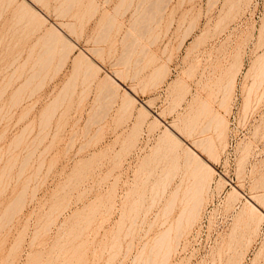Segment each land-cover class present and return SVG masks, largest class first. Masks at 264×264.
Wrapping results in <instances>:
<instances>
[{
  "label": "rangeland",
  "instance_id": "rangeland-1",
  "mask_svg": "<svg viewBox=\"0 0 264 264\" xmlns=\"http://www.w3.org/2000/svg\"><path fill=\"white\" fill-rule=\"evenodd\" d=\"M17 1L8 4L7 0H0V92L4 91L3 95L0 93V107L3 108L0 113V176L2 177H0V220H2L1 216L3 219L7 217L5 223L3 220L2 224L0 223V264H69L73 258L74 262L70 264H138L134 263L137 261L134 258L143 247V243L159 230L156 224L148 231V221L154 219L153 215L155 216L158 209V206L149 209L153 194L152 185L155 179L156 181L158 177L161 179L165 169L171 165L169 163L171 161L173 163L170 157L177 152L171 153L169 143L162 142L166 135V131L163 130L166 129L167 123L176 121L180 124L175 119L183 118L189 105L202 93V96L204 95L203 97L216 107L213 106L214 109L218 108L217 111L227 117L226 124H228L223 138L225 145L223 148L219 146L220 156L215 158L216 161L207 151L202 154L203 157L210 159L217 172L214 174L211 189L207 192L208 195L206 194L208 197L206 196L202 204L199 217L190 230L183 234L180 244H176V250L171 254L168 264H264V220L261 221L258 231H254L257 215L249 213V203L246 200V197H250V200L257 202L256 205H260L262 208L257 206L264 211V95L260 93L264 91V83H262L264 81L261 80L262 73L257 70L259 62L256 58L264 55V0H169L162 20L142 18L140 20L143 24L138 19H134V6L136 7L134 4L137 0H132L135 3H131V7L128 5L129 9H126L127 4H123L124 6L120 4L121 9L118 8L119 1L122 0H80L75 7L73 1L74 8L72 7L70 12L68 9L71 5L68 3L72 0H68L69 2L61 8L62 4L57 7L60 0H43L46 3L50 2L48 5H51L48 7L42 5L43 1L41 3L37 0L35 2L19 0L18 3ZM25 1L29 3L26 4ZM32 1L45 13L50 12L47 14L50 16L49 22H43L42 28L38 25L41 18L35 16L39 20L35 23L33 20L36 19H33L34 15L30 13ZM128 1L126 0L127 3ZM18 4L19 6L26 4L30 10L24 11L23 6L18 7ZM52 5L63 14L68 10L67 13L71 15L58 13L60 14L58 17L56 14L58 10L55 9V13ZM94 6L97 8L93 9ZM19 8L23 11L24 17L26 12L33 15L28 20L34 22L35 28L38 25L37 30L28 20H24L23 16L19 18L21 14L17 11ZM26 15L28 17V14ZM62 21H69V25L71 21L75 23L78 31L75 30L74 33L79 32L80 34H77L79 37L73 33L71 35L72 27L66 23L71 31L67 30L66 24ZM58 23L64 26L66 32L70 31L68 33L78 41L80 47L90 51L92 55L97 52L93 58L95 56L94 60L97 59L95 61L102 64V69L97 71V75L89 73L91 75L89 77L88 72L85 73L86 66L77 65L72 59L81 53L79 48L70 52L66 63L61 60L66 64H63L64 67L59 65L61 64V61L58 62L61 58L59 53H53L54 57L57 55L58 57L52 59L54 62L51 61L52 65L49 64L51 67H48L50 68L48 71L44 70L45 79L43 72L40 75L43 82L39 83L42 81L40 78L33 80V85L28 86L25 93H21V101H17L18 97L15 99L13 91L15 93L25 82L24 79L30 75L28 73L31 67L33 70V67L37 66V64L33 66L32 62L38 59L35 58L39 56V53H36L38 49L41 47L44 49L40 46L43 44L39 40L48 32L50 34L53 24L59 25ZM78 23L80 25H77ZM108 26L112 27L109 28L111 32H107ZM192 27L194 29L188 35L187 29ZM134 28L138 32L139 29L141 32L145 30V34L140 32L132 36L127 30ZM132 37L133 40L130 41ZM134 37L135 39L139 37V40L134 42L135 46L142 40L137 49L133 44L130 45ZM45 38L44 40H47V37ZM141 43L146 44L147 48H144V45L143 48L148 53L142 52ZM32 45L36 47L32 49ZM98 46L102 51L99 50L100 53L94 50ZM128 46L134 48V51L130 50L131 53L136 51L132 55L137 62L133 63L132 61L135 60L132 57L130 62L134 65L124 63V66L132 68L128 69L130 71L127 70L129 72L127 75L123 72L124 83H121L122 87L119 86L120 95L117 93L115 99L112 97L114 101L107 94L112 92L105 91L102 81L107 76L106 72L113 73L117 68L125 70L121 60L125 61L123 50H126L125 48L129 50ZM90 49H93L94 53ZM28 54L35 55V60L30 59ZM110 55L111 57L113 55V58ZM117 56L123 58L118 57L121 59L119 62L121 65L115 64L119 61H116ZM136 56L142 61L137 60L139 58ZM25 58L28 63L25 62ZM29 62L32 66H29ZM138 62L142 63L140 65L143 63L146 65L145 68L144 65L140 66L144 69L139 68L141 71L138 70L139 75L136 77L133 75L136 71L132 69L137 70ZM21 63L23 67L19 65ZM163 64L167 70L160 73L164 76L161 77L160 73L155 72L158 76L152 73L156 67H161ZM58 65L62 67L60 70ZM25 66H29L30 69ZM263 66L261 65L259 69L261 70ZM37 67L39 68V65ZM164 68L160 69L164 70ZM12 71L14 73L17 71V74H13ZM234 72L236 78L229 95L230 106L227 111L220 105L223 94L220 88L223 84L219 83H225L226 78L228 80L232 75L234 77ZM19 73L23 75L19 77ZM257 73H261L259 77L261 87L255 80H259ZM76 74L78 78L73 79ZM253 74L254 76L257 74L256 77ZM11 75L12 81L9 79ZM68 80H73L77 86L74 85L75 89L69 90V93L66 89L67 95H65L63 92ZM10 81L11 84H8ZM73 81L70 83L73 84ZM252 82L254 85L257 83L258 88L257 84L255 88ZM211 83L213 84L210 85ZM250 85L253 89L248 88ZM128 86L135 87L136 90L131 88L133 92L131 90L130 92L137 99L134 100L135 104L132 102V105H129L132 107L124 106V108L122 105L125 99L121 96L123 93V96H126ZM208 86L212 87L208 88ZM247 88L251 90L246 91ZM247 92H251L248 93L251 96L250 100L256 98L257 101L260 94L263 98L259 102L251 100L249 110L244 106ZM57 96H65V100L62 97L63 104L58 105L60 108L56 109L54 115H45L47 106L59 99L56 98ZM129 96L130 94L128 98L131 99L132 96ZM180 100L182 102H179ZM15 102L21 104L13 106ZM141 102L147 110L144 106L140 109L143 105ZM254 103H257L256 106ZM139 112L140 115L145 116H139ZM47 115L53 116L50 121ZM157 118L161 120L159 124ZM155 119L156 126H153ZM46 122L48 126L44 127ZM174 131L176 134L177 131L180 132L177 128ZM158 146L162 148L159 149ZM240 151L244 153L240 154ZM245 151L249 152L248 155ZM166 153L170 154V157ZM182 161L181 163L184 162ZM13 163L15 165L12 167ZM159 171L161 177L158 175ZM221 179L224 184L218 182ZM233 185L240 189L243 196L238 194L239 197L236 196L235 199L228 195ZM138 198L142 199V202ZM13 202L17 207L15 205L11 209ZM161 205L163 203L160 204L159 211L162 209ZM137 206L139 207L136 209ZM7 209H11L9 213L15 210L16 215L14 213L11 220H8ZM138 212L141 213L139 220L131 227L130 224L133 223ZM145 212L149 214L146 221L141 223L140 220L142 221ZM176 212H179V207L173 212V216L177 215ZM7 220L11 223L8 224ZM3 224L6 226L3 227ZM58 253L59 256H56Z\"/></svg>",
  "mask_w": 264,
  "mask_h": 264
},
{
  "label": "bare ground",
  "instance_id": "bare-ground-1",
  "mask_svg": "<svg viewBox=\"0 0 264 264\" xmlns=\"http://www.w3.org/2000/svg\"><path fill=\"white\" fill-rule=\"evenodd\" d=\"M9 3L8 4H12L13 2H16V0L15 1H13V0H7ZM19 1V0H18ZM18 1H17V3H18ZM37 1H40V3H41V1H43V0H37ZM45 1V0H44ZM43 1V2H44ZM64 1V3H62ZM63 1H61L60 0V3H59V1H58V5H57V7H59V5L60 4H62V5H60V8L61 7H63V5L65 4L66 5V2H69L68 0L66 1V0H63ZM74 1V2H73ZM184 1V0H183ZM182 1V2H183ZM217 1V0H216ZM240 1V0H239ZM26 2V4H28L29 3V1H28V3H27V1H25ZM34 2H35V0H34ZM33 1H32V6H31V10H30V8L28 9V5H26L25 4V6H24V4L22 5L23 6V10L24 11H28V10H30L31 12V14L33 13V15H34V17H32L31 15H30V13H28V12H26L25 13V16L27 17V15L26 14H28V17H27V19H26V17H24L23 16V11H21V8H19V10L17 9V11L19 12V14L21 15V17H20V15H19V18H22V16H23V19L24 20H28V18L30 19V16L34 19H36V17L35 16H39L40 18H41V22H39V20L38 19H36V20H33V21H35V23H36V21L37 22H39L40 24H38L39 25V28H42L41 27V24L44 22L45 23V21L47 22L49 19H48V17H50V16H48L47 14L48 13H50V12H48V13H45L41 8H39L38 7V5H36L35 3H34ZM42 2V3H43ZM75 4V5H73V3ZM77 2H80V0L79 1H76L75 2V0H72L70 3H68V5H71L70 6V8H71V10H70V8H69V6L67 5V7L69 8L68 10H69V12L70 11H72V7L74 6H76L78 3ZM91 2V1H90ZM126 0H122V2H120L119 1V7L118 8H120L121 9V7H120V4L121 5H125V4H127L126 5V7L128 6V7H131V3H135L134 5H136V7L134 6V19H138L139 20V22H141L142 20H140V19H142L143 18V20H152V19H157L158 21H160V20H162L163 18L162 17H164L163 15H164V13H165V11H166V8L168 7V5H167V3H169V0H137V1H132L131 0V2H130V0L128 1V3L126 2ZM176 2V1H175ZM182 2H180L181 3V5H182ZM214 2V1H213ZM22 3H23V1H22ZM46 2H44L42 5L44 6V5H46L47 7L48 6H50V5H48L49 3H46ZM77 3V4H76ZM93 2H91V4H92ZM210 3H211V1H210ZM90 4V5H91ZM94 4H95V2H94ZM73 5V6H72ZM93 5V4H92ZM123 5V6H124ZM133 5V4H132ZM18 7H22V6H19V4L17 5ZM46 6H45V8H46ZM53 6V5H52ZM97 6V5H96ZM122 6V7H123ZM54 7V12H55V9H56V11L58 10L57 8H55V6H53ZM52 7V8H53ZM66 7V8H67ZM73 7V8H74ZM92 7V6H91ZM126 8V9H129V8ZM24 8H26V9H24ZM32 8H33V11H32ZM50 8V7H49ZM66 8H64L65 10H67ZM94 8H97V7H93V9ZM125 8V7H124ZM47 10H49V9H47ZM51 10V9H50ZM49 10V11H50ZM53 10V9H52ZM61 11H62V9H60ZM67 10V11H68ZM67 11H66V16H68V14H69V12L67 13ZM172 11V10H171ZM56 13V12H55ZM58 13H60V14H63V12L61 13V12H59V10H58V12L56 13L57 14V16L58 15H60V14H58ZM111 13V12H110ZM132 13V12H131ZM65 14H63V15H65ZM76 14V13H75ZM73 15V16H76V15ZM113 14V13H112ZM112 14H111V16H112ZM169 14V13H168ZM171 14V13H170ZM63 15H61L62 17H64ZM69 15H71V14H69ZM113 15H115V14H113ZM109 16V15H108ZM110 16V17H111ZM59 17V16H58ZM110 17H108V18H110ZM117 17V16H116ZM111 18H113V17H111ZM131 18V17H130ZM133 18V17H132ZM160 19V20H159ZM197 20V19H196ZM20 21V20H19ZM21 21H23L22 19H21ZM32 21V20H31ZM31 21H29L28 20V22L30 23V24H33L34 25V28H35V24H34V22L32 21V23H31ZM135 21V20H134ZM27 22V23H28ZM49 22V21H48ZM63 22V21H62ZM61 22V23H62ZM69 22V21H68ZM68 22H63L64 24H66V23H68ZM143 22V21H142ZM141 22V23H142ZM150 22V21H149ZM62 23V24H63ZM71 23V25H69V23H68V25L70 26V27H72L71 28V30H72V32H70L71 30L69 29L70 27L69 26H67V24L65 25V28L67 27V30L69 29L70 31H68V32H70L71 33V35H73V34H75L76 33V31L75 30H77L76 28H75V23H73L72 21L70 22ZM111 23H114V22H111ZM137 23V22H136ZM144 23H145V21H144ZM192 23V22H191ZM195 23V22H194ZM59 24V23H58ZM61 24V25H62ZM63 24V25H64ZM82 24V23H81ZM143 24V23H142ZM38 25H36V30H37V26ZM44 25V24H43ZM50 25H52V24H50ZM60 26V24L59 25H55V24H53V28L51 27V30H50V34H49V32H48V29H47V32H48V34L47 35H49V36H47V35H45V37H47V40H44V38L42 37L41 38V40H39V41H41V44H43V45H40V46H43L44 47V49H42V47H41V49L39 48L38 50L40 51L41 50V52H39L38 50H35V51H38V52H36V53H39V56L37 57H35L37 60H36V62H32V65H33V63H34V65L33 66H36V64H37V66L39 65V68L36 66V67H33V70H34V68H37V69H35L34 70V72H32L31 73V71H33L32 70V67H31V69L29 68V66H32L31 65V63L29 62V64H27V65H29V66H25V67H28L31 71L28 73V74H30L27 78H25L24 80H25V82H23V84H21V86H20V88L19 87H17V91H15V93H14V91H13V95L15 96V99H16V97H18V99H16L17 101L19 100V101H21V98H20V96H22V92H26V88H29L30 87V85H33V83L32 82H34L33 80H36L37 78H40L42 81H39V83H41V82H43V79H45V73H44V70L46 71V69H47V71L50 69V68H48V67H51V65H52V63H51V61L52 62H54L52 59H55V57H58V55L57 56H55L54 57V55L56 54V52L57 53H59V55H60V57L61 58H64V59H61L60 57V59L58 60V62L59 61H61V60H63V61H65V63H66V61H68L69 59V56H70V52L72 53V51L74 50V49H76V48H79L80 50H81V53L79 54H77V55H75L74 56V58H72V59H74V61H75V64L77 63V65H84V66H86V67H84V69L86 68V72L85 73H87L88 72V75H89V77H91V75L90 74H93V75H95V73H96V75L98 74L97 73V71H99L100 69H102V64L100 65V64H98L95 60H97V59H95L94 60V58H95V56H94V58H93V55L94 54H97V52H96V50L100 53V51H101V46L99 47H96L97 49H94L95 50V52L96 53H94L91 49V51H92V53H94L93 55L91 54V52L89 51H86L84 48H82V46L80 47L79 46V44H78V41H76L75 39H73L72 37H71V35H70V33H68V32H66V29L64 30L63 29V27L64 26ZM77 25H80L79 23L77 24ZM113 24H111V26H112ZM131 25V24H130ZM109 27L108 26V28H106V29H108V30H110V29H112V27ZM134 26V25H133ZM132 26V27H133ZM194 26V25H193ZM69 27V28H68ZM153 27V26H152ZM190 27V26H189ZM110 28V29H109ZM114 28V27H113ZM141 28V27H140ZM147 29V27H144V29ZM150 28V27H149ZM105 29V30H106ZM137 29H138V27H137ZM136 29V30H137ZM145 29V30H146ZM187 29V28H186ZM194 29V27H192V28H189V29H187V34L189 35L191 32H192V30ZM34 30V29H33ZM104 30V33L106 32ZM107 30V32H111V30L110 31H108ZM130 30H132V31H130ZM135 30V28L134 29H129V30H127L129 33H131L132 34V36H136V34L138 35L141 31H140V29H139V32L138 31H134ZM145 30L143 31V32H141V33H143V34H145ZM148 30V29H147ZM65 31V32H64ZM78 31V30H77ZM75 32V33H74ZM127 32V33H128ZM136 32V33H135ZM138 32V33H137ZM148 32V31H147ZM205 32V31H204ZM73 33V34H72ZM79 33V32H78ZM77 33V34H78ZM134 33V34H133ZM46 34V33H45ZM77 34H75V36L77 35ZM80 34V33H79ZM103 34V33H102ZM130 34V35H131ZM142 34V35H143ZM187 34H186V36H187ZM108 35V34H107ZM107 35H106V38H108L107 37ZM129 35V34H128ZM129 35V36H130ZM141 35V34H140ZM202 35V34H201ZM78 36V35H77ZM145 36V35H144ZM79 37V36H78ZM105 37V35L104 36H102V38H101V40L103 39ZM128 37V36H127ZM262 37V36H261ZM139 38V37H138ZM138 38H136L135 39V37H134V41H132L131 43H130V45H134L135 46V44H134V42H137V40H139ZM199 38V37H198ZM263 38V37H262ZM44 40V42L46 43H44L43 42V40ZM46 39V38H45ZM130 39V38H129ZM140 39H142V38H140ZM197 39V38H196ZM195 39V40H196ZM100 40V39H99ZM105 40V39H104ZM121 40H122V38H121ZM128 40V39H127ZM131 40H133V37H132V39H130V41ZM125 41V40H124ZM142 41V40H141ZM141 41H139V44H140V42ZM128 42H129V40H128ZM127 42V43H128ZM146 43V42H145ZM197 43V42H196ZM195 43V44H196ZM36 44V43H35ZM138 44V45H139ZM263 44V43H262ZM45 45V46H44ZM127 45H129V43L127 44ZM129 45V46H130ZM137 45V44H136ZM137 45V46H138ZM143 45H144V43H141V48H143ZM146 45V44H145ZM144 45V48L146 47ZM197 45H198V43H197ZM33 46V45H32ZM31 46V48L32 49H34L36 46L34 45L33 47ZM39 46V45H38ZM126 46V45H125ZM128 46V47H129ZM137 46H135L134 48H136L137 49ZM124 47V46H123ZM132 47V46H131ZM131 47H129L130 49L128 50L127 48H125L126 50H123L125 53H126V51L128 52V53H121L123 56H125V61H123V60H121V59H123L121 56L119 57V56H117V59H116V61H118V62H115V64L116 63H118L117 65H119L120 63V60H121V64H122V62H123V66H124V63H126V64H133L134 62H137L135 59H134V54L136 53V51L135 52H132L133 53V55H132V53H131V51L130 50H133L134 51V48H132L131 49ZM100 48V49H99ZM139 48H140V46H139ZM143 48V50H142V52L144 51V52H146L145 51V49ZM147 48V47H146ZM102 49H103V47H102ZM135 49V50H136ZM31 50V49H30ZM100 50V51H99ZM140 50V49H139ZM147 50V49H146ZM122 51V50H121ZM122 51V52H123ZM129 51H130V53H129ZM148 51V50H147ZM30 52V51H29ZM102 52V51H101ZM140 52V51H139ZM141 52V53H142ZM31 54L33 53V50L30 52ZM53 53H55L54 55H53ZM62 53V54H61ZM146 53H148V52H146ZM31 54H28L29 56L27 57L28 59L30 58V59H32L33 58V61L35 60L34 59V56H31ZM35 54V53H34ZM119 54V53H118ZM138 54V53H137ZM143 54V53H142ZM262 53H260V55H261ZM263 54H264V52H263ZM63 55V56H62ZM146 55V54H145ZM155 55V54H154ZM51 56L53 57V58H51ZM139 56V55H138ZM153 56V55H152ZM110 57H111V55H110ZM115 57V56H114ZM121 58V59H119V58ZM133 57V59L135 60V61H132V62H130V60H131V58ZM137 57V56H136ZM135 57V58H136ZM27 58H25V60L27 59ZM111 58H113V55H112V57ZM116 58V57H115ZM137 58H139V57H137ZM257 58V62H259L258 64H259V67L262 65H264V55L262 56V57H256ZM258 58H259V61H258ZM68 59V60H67ZM132 59V60H133ZM145 59V56L143 57V60ZM24 60V61H25ZM137 60H141L140 58L139 59H137ZM153 60L155 61V59H154V57H153ZM23 61V62H24ZM30 61V60H29ZM142 61V60H141ZM254 61H256V59L254 60ZM16 62V61H15ZM26 63H28L27 62V60L25 61ZM24 62V63H25ZM24 63H23V65H24ZM60 63V62H59ZM59 63H57V64H59ZM65 63H63L62 61H61V64H59V65H62V67H64L63 66V64H65ZM13 64H15V63H13ZM49 64H51V65H49ZM114 64V65H115ZM120 64V65H121ZM140 64H142V63H140ZM139 64V62H138V65H136V66H138V68H137V70H133L132 69V71H136V72H134L133 73V75H135L136 77H138V73H139V71H141V70H139V68H141L142 70L145 68V65H146V63L144 64L143 63V65H144V68H142V67H140V66H143V65H140ZM254 64H256L255 62H254ZM257 64V65H258ZM261 64V65H260ZM19 65H21L22 66V63L21 64H19ZM18 65V66H19ZM26 65V64H25ZM59 65H58V70H60V68H62L61 66L59 67ZM66 65V64H65ZM77 65H75V66H77ZM134 65V64H133ZM132 65V66H133ZM165 64H163V66H161V67H153V69L155 68V70H154V72H152V73H160V72H164L165 70H167V68H166V66H164ZM242 65V64H241ZM256 65V66H257ZM17 66V71H18V69H19V67ZM126 66V65H125ZM124 66V69L125 70H123V68H121V69H116L113 73L110 71V72H106V70H105V72L107 73L106 75V78L104 77L103 79H104V81H105V79H106V81L104 82V81H102V86H103V88L104 89H106L105 91L107 92V90L108 91H110V92H112L111 94L110 93H107V94H109L110 96H111V100H114L115 98L114 97H117V95L119 94L120 95V93H118L119 92V90L121 89V88H119V86L121 85V83L123 82L122 81V79L124 78L123 76H124V74H126L127 75V73H129L128 71H130V70H128L129 68L126 66L125 67ZM252 66H253V64H252ZM23 67V66H22ZM117 67H122V66H117ZM134 67V66H133ZM164 68V70H162V69H160V68ZM239 68H240V66H238ZM259 67L257 66V70H259L258 72H261L262 73V76L263 77H261V73H257L258 74V77L257 78H259V77H261L262 79V81H264L263 80V78H264V66H263V68L260 70L259 69ZM75 68H77V67H75ZM81 68H83V67H81ZM132 68V67H131ZM130 68V69H131ZM136 68V67H135ZM159 68V69H158ZM252 68V67H251ZM255 69H256V67H254ZM16 69V68H15ZM29 69H27V71H29ZM79 69V68H78ZM128 70V71H127ZM139 70V71H138ZM252 70V69H251ZM250 70V71H251ZM257 70H256V72H257ZM16 71V72H17ZM26 70H25V74H26V72H27ZM108 71V70H107ZM113 71V70H112ZM234 71H238L239 72V70H234ZM14 73V71H12V73L13 74H17V73ZM42 72H43V74H42ZM123 72H124V74H123ZM126 72V73H125ZM162 72V73H163ZM237 72V73H238ZM90 73V74H89ZM137 73V74H136ZM155 73V74H156ZM11 74V73H10ZM9 74V75H10ZM24 74V75H25ZM44 75L43 76V79H42V77L40 76V75ZM131 74H132V72H131ZM131 74H128V75H130L131 76ZM154 74V75H155ZM156 74V75H157ZM236 73L234 72V75H235ZM256 74V75H257ZM22 75H23V73H22ZM20 73L18 74V76L19 77H21L22 76ZM87 75V74H86ZM85 75V76H86ZM92 75V76H93ZM125 75V77H127ZM159 75H161V77L162 76H164V75H162L161 73L159 74ZM249 75V74H248ZM256 75L254 76V74H253V76L254 77H256ZM260 75V76H259ZM17 76V78H19ZM40 76V77H39ZM77 76V77H76ZM158 76V75H157ZM157 76H155V77H157ZM227 76V75H226ZM231 76V75H230ZM229 76V77H230ZM233 76V75H232ZM230 77V78H228V80H227V78H226V82L225 83H219L220 85L221 84H223V85H221L220 87V92H221V90L223 91V94L221 95L222 96V98H221V100H220V105H221V107L223 106V107H225V110H227V111H229L228 109V106H230L229 105V103H230V98H229V95L231 94L230 92H232L231 90H232V88L234 87V83H235V78H236V75L234 76V77ZM11 77H13L12 75L10 76V80L12 81V78ZM15 75H14V79H15ZM25 77H26V75H25ZM88 76H86V78H87ZM94 78L96 77V76H93ZM154 77V78H155ZM207 77V76H206ZM209 78H210V76H208ZM207 77V78H208ZM75 78H78V75L76 74L75 76H74V78L73 79H75ZM93 78V79H94ZM99 78V77H98ZM131 78V77H130ZM158 78H160V77H158ZM202 78V77H201ZM200 78V79H201ZM88 79V78H87ZM91 79V78H90ZM102 79V80H103ZM134 79V78H133ZM164 79V78H163ZM212 79V78H211ZM23 80V81H24ZM126 80V79H125ZM156 80V79H155ZM225 80V79H224ZM256 80V82H258V84L260 83L261 84V82H259L260 81V78H259V80H257V79H255ZM11 81H10V83H8V84H11ZM73 81V80H72ZM72 81H69L68 80V83H66L67 85L68 84H70V85H65V92H63L65 95H67V91H66V89L68 90V93H69V90L71 91V90H74L75 88L74 87H76L77 85L76 84H74L75 82H77V79H76V81L74 82L73 81V84H71L70 82H72ZM90 81V80H89ZM101 81V80H100ZM202 82H203V80H201ZM200 81V82H201ZM207 81H209V80H207ZM199 82V81H198ZM201 82V83H202ZM253 82H255V81H253ZM253 82H252V85H254L253 84ZM124 83V82H123ZM207 83V82H206ZM262 83H264V82H262ZM204 84V83H203ZM213 83H211L210 85H212ZM257 84V83H256ZM255 84V85H256ZM258 84H257V88H258ZM260 84H259V86H260ZM39 85V84H38ZM74 85H76V86H74ZM198 85V84H197ZM204 85H206V84H204ZM204 85H202V87H204ZM209 85V84H208ZM245 85V84H244ZM254 85V86H255ZM7 86H9V85H7ZM29 86V87H28ZM131 86H134V85H131ZM120 87H122V85L120 86ZM198 87V86H197ZM201 87V88H202ZM210 87H212V86H208V88H210ZM215 87V86H214ZM251 88V85L250 86H248V88ZM261 87V86H260ZM264 87V86H263ZM34 88H36V86L34 87ZM102 88V87H101ZM125 88V87H124ZM127 88H129V90L128 89H126L127 91H126V93H125V95L126 96H123L124 95V93H123V95L121 96V98H123L124 97V102H123V105H122V107H126V108H130V107H132V106H129V105H132L131 103L132 102H134V104H135V101L134 100H136L137 99V97H135V95L134 94H132V89L131 88H133V87H127ZM247 88V90L246 91H248L249 89ZM255 88H256V86H255ZM33 89V88H32ZM133 89H135V87L133 88ZM189 88H187V90H188ZM215 88H213V90H214ZM218 89V91H219V87L217 88ZM251 89H253V86H252V88ZM250 89V90H251ZM264 89V88H263ZM5 90H6V88H5ZM23 90V91H22ZM25 90V91H24ZM34 90V89H33ZM130 90L132 91V92H130ZM136 90V89H135ZM211 90V89H210ZM216 90V89H215ZM249 90V91H250ZM104 91V90H103ZM198 91V90H197ZM208 91V90H207ZM136 92V91H135ZM217 92V91H216ZM1 93V92H0ZM2 93H4V91H2ZM1 93V95H3ZM23 93V94H24ZM62 93V92H61ZM118 93V94H117ZM186 93V92H185ZM213 93V92H212ZM251 94V92H247V98H246V100H245V108H247L248 110L250 109V107H249V105L250 104H252V101L251 100H253V102H259V100L261 99H263L262 98V94H260V93H263V95H264V91H262V92H260L259 94L261 95V96H258L259 97V99L256 101L255 99H252L251 98V100H250V97L251 96H249V94ZM131 95V96H129V97H131V99L130 98H128V95ZM137 94V93H136ZM198 94V93H197ZM203 94V93H202ZM202 94L201 95H199V97H198V99L197 100H193V102L189 105V107H188V109H187V112H186V115H184L183 114V118L181 117V118H179V119H175V120H177V121H179V123L180 124H177V122L175 121V122H173V123H167L166 124V129L165 130H163V131H166V135L164 136V138H163V143H164V141H167L168 143H169V149H170V151H171V153H173V152H175V151H177L176 152V154L175 155H173L172 157H170V154L168 155V153H166V155L167 156H169L171 159H173V163H172V161H171V163H169V164H171L167 169H165V171H164V174L163 175H159V174H161V172L159 171V173H158V175L161 177V179H159V177H158V179H157V181H156V179L154 180L155 182L153 183V185H152V188H151V190H153L152 192H153V194H152V198H151V204L149 205V209H154L156 206H158V209H157V213H155V216L153 215V217H154V219L153 220H150V221H148L149 222V229H148V231H150L152 228H153V226L154 225H158L159 226V230H155L156 232H155V234L150 238V239H146V241L144 242L145 243V245H144V243H143V247H141V250L138 252V254L135 256V258L134 259H136L137 261H134V263H138V264H140V263H142V262H147L146 264H168V262L170 261V257H171V254L176 250L175 248H176V244L178 245V243L180 244V239L183 237V234L186 232V231H188V230H190V228L193 226V224H194V222L197 220V218L199 217V215H200V210H201V207H203V205L202 204H204V201H205V199H206V196L208 195L207 194V192H209V190L211 189V186H212V181H213V177H214V174L217 172V170H216V168L210 163V159L209 158H205V157H203V152H208V153H210V157L214 160V161H216V159H217V157L219 158V156L220 155H218V153L220 152V151H218V148H219V146H222L221 148H223L224 147V145H225V143H224V141H223V138H224V134H225V130H226V125L228 124H226V118L227 117H225L226 115L225 114H222L221 112H219V111H217L218 110V108H217V110L216 109H214V105L211 103V101L210 100H208L207 98H205V97H203L202 96ZM219 94V93H218ZM217 94V95H218ZM258 94V93H257ZM257 94H256V96H257ZM0 95V96H1ZM69 95V94H68ZM108 95V96H109ZM208 95H210V94H208ZM249 96V97H248ZM59 96H57L56 98H58ZM63 98L65 97V96H62ZM62 97H59V99H61L60 101H59V99H57V101H55V102H51L52 103V105L50 104L49 105V107L47 106V108L45 109L46 111V113L44 112V114L46 115V114H52V115H54L53 113H56L55 111H56V109L59 107V106H61V104H63L61 101H63V98ZM112 97L114 98V99H112ZM211 97V96H210ZM261 97V98H260ZM56 98H55V100H56ZM120 98V99H121ZM132 98H134L133 99V101H132ZM183 98V97H182ZM15 99H14V101H15ZM183 99H185V98H183ZM215 99H217V97L215 98ZM64 100H65V98H64ZM229 100V101H228ZM115 101V100H114ZM140 101V100H139ZM144 101V100H143ZM61 102V103H60ZM179 102H182L181 100L179 101ZM214 102V101H213ZM261 102V101H260ZM18 103H20L21 104V102H18ZM18 103H11L13 106L15 105V104H17V105H19ZM122 103V102H121ZM142 103V102H141ZM177 103V102H176ZM143 104V103H142ZM179 104V103H178ZM255 104H257V103H254V105ZM59 105V106H58ZM148 105V104H147ZM180 105V104H179ZM145 107V105L143 104L141 107H140V109H142V107ZM149 106V105H148ZM214 106V107H213ZM256 106V105H255ZM254 106V107H255ZM124 107V108H125ZM249 107V108H248ZM254 107H252V108H254ZM0 108H2V106L0 107ZM60 108V107H59ZM58 108V109H59ZM146 108V107H145ZM144 108V109H145ZM216 108V107H215ZM244 108V109H245ZM123 109V108H122ZM139 109V110H140ZM150 109V108H149ZM1 110L3 111V108L2 109H0V113H1ZM126 110H128V109H126ZM146 110H147V108H146ZM146 110H143V112H145ZM246 110V109H245ZM247 110V111H248ZM149 111V110H148ZM246 112V111H245ZM140 113L141 112H139V116H145V115H140ZM146 113L147 114H150L149 112H147L146 111ZM146 113H144V114H146ZM227 113V112H226ZM247 113V112H246ZM52 115H50L51 117H49V115H47L49 118H48V120L50 119V118H52L53 116ZM225 115V116H224ZM182 116V115H181ZM158 119V121H157V123L159 122H161V120L159 121V118H157ZM47 120V121H48ZM50 121V120H49ZM49 121H48V124H49ZM158 123V124H159ZM31 124V123H30ZM48 124H47V122H46V124L44 125V127H47L48 126ZM140 124V123H139ZM153 124H155V125H153V126H156V119H155V122H153ZM157 124V126H159ZM164 124V123H163ZM47 125V126H46ZM161 125V124H160ZM165 125V124H164ZM28 126V125H27ZM43 127V126H42ZM43 127V128H44ZM152 128V127H151ZM155 128V127H154ZM176 128L177 129H179V131L182 133H180V132H178L177 131V134L175 133V131L174 130H176ZM44 129H46V128H44ZM44 129H42V130H44ZM163 133H165V132H163ZM179 133V134H178ZM175 134V135H174ZM162 136V137H163ZM175 136V137H174ZM161 137V138H162ZM189 139H191V141H188ZM161 140V139H160ZM162 142H160V143H162ZM166 142V143H167ZM168 143L166 144L167 146H168ZM222 143H224V144H222ZM163 145V144H162ZM244 146H245V144H243ZM164 147V146H163ZM183 147V148H182ZM240 147V146H239ZM158 148L159 149H161L159 146H158ZM157 148V149H158ZM182 148V149H181ZM241 148H242V146H241ZM240 149V148H239ZM167 150H168V148H167ZM201 150V151H200ZM244 150V149H243ZM245 150H247V151H250V149H246L245 148ZM158 150H156V152H157ZM247 151H245L246 152V154L248 155V153L249 152H247ZM206 152V153H207ZM170 153V152H169ZM243 153H244V151H243ZM243 153H241V151H240V154H243ZM213 154H215V156H213ZM165 155V156H166ZM245 155V154H244ZM244 155H242V157H245ZM216 158V159H215ZM166 159L168 160V157H166ZM16 160H17V158H16ZM28 160H30L29 158H28ZM166 160V161H167ZM170 160V159H169ZM181 160H183L182 162L183 163H181ZM242 160H243V158H242ZM240 161H241V159H240ZM15 163V162H14ZM12 164L11 166L13 167V165H15V164ZM167 163H168V161H167ZM182 164V165H181ZM165 166H166V164H165ZM11 167V168H12ZM167 167V166H166ZM5 170H6V168H4ZM161 169H163V168H161ZM5 170H3V172L5 171ZM3 175V174H2ZM1 177V176H0ZM221 177V176H220ZM2 178V177H1ZM1 178H0V182H1ZM225 180V179H224ZM222 179L219 181L218 180V182H221L222 183ZM227 181V180H226ZM221 183H220V185H221ZM225 183V182H224ZM224 183H222V184H224ZM218 184V183H217ZM217 187V186H216ZM233 188H232V190L230 191V193L228 194L231 198H237V197H239V196H237L238 194L239 195H242L243 196V193L240 191V189L237 187V186H235V185H233L232 186ZM144 193V192H143ZM142 193V195L144 196V194ZM207 194V195H206ZM237 196V197H236ZM254 196V195H253ZM142 197V196H141ZM208 197V196H207ZM256 197V196H255ZM260 198V197H259ZM138 199H140V198H138ZM208 199V198H207ZM251 198L250 197H246V200H247V202L249 203V205H248V210H249V213L251 214V215H257V222L255 223V226H254V231H258V228H260L259 226H260V223H261V221H263L264 220V211L262 210V209H260V208H262L260 205H258V206H260V208L256 205V203L257 202H255L254 203V201L252 202L251 200H250ZM261 199V198H260ZM18 200V199H17ZM142 199H140V201H141ZM228 200H229V198H228ZM234 200V199H233ZM261 201H262V199H261ZM142 202V201H141ZM230 202H232L231 200H230ZM259 202V201H258ZM14 203V204H13ZM11 205H9V206H11L10 208L12 209V208H14V206L16 205L15 204V202H13ZM161 203H163V205H161L162 206V209H161V211H159V209L161 208H159V206H160V204ZM247 203V204H248ZM137 204H138V202H137ZM9 206H8V208H9ZM141 206H142V204H141ZM246 206V205H245ZM15 207H17V205L15 206ZM139 206H137L136 207V209L138 208ZM177 207H179V212L177 213V215H175V216H173V212L174 211H176V208ZM244 207V206H243ZM11 209H9V210H11ZM16 209V208H15ZM141 209V208H140ZM243 210L245 209V208H242ZM9 210L7 209V211H8V220H11L13 217H14V213H15V210H14V212H13V210H12V213L10 212L9 213ZM7 211H5L6 213H7ZM138 211H140V210H138ZM5 212H4V214L3 215H5ZM18 212V211H17ZM241 212H242V210H241ZM240 212V213H241ZM63 213V212H62ZM245 213V212H244ZM140 212H138L137 213V215L134 217V219H133V223L132 224H130L131 225V227H132V225H134V224H136L137 223V221L139 220V217H140ZM148 214H149V212H145L144 214H143V218H142V221L140 220V222L141 223H144L145 221H146V218H147V216H148ZM7 215V214H6ZM15 215H16V213H15ZM241 215H243V214H241ZM249 215V214H248ZM152 217V218H153ZM241 217V216H240ZM248 217V216H247ZM1 218H2V220H3V223H5L4 221L7 219V217L5 216L4 218L5 219H3V217L1 216ZM256 218V217H255ZM68 219V218H67ZM238 219H239V217H238ZM243 219V218H242ZM2 220H0V223L2 224ZM8 220L6 221V222H8ZM149 220V219H148ZM55 221V220H54ZM65 221V220H64ZM64 221H62L61 223L63 224V222ZM253 221V220H252ZM90 222V221H89ZM140 222H138V223H140ZM249 222V221H248ZM253 222H255V221H253ZM9 223H11V222H8V224ZM60 223V224H61ZM86 223V222H85ZM140 223V224H141ZM60 224H59V226H60ZM90 224V223H89ZM251 224V223H250ZM6 225H7V223H6ZM5 224H3V227L4 226H6ZM64 226V225H63ZM87 226H89V225H87ZM12 227V226H11ZM84 227V225L82 226V228ZM130 227V228H131ZM250 228H251V226H250ZM78 229L79 228H77V231H78ZM11 230V229H10ZM59 230V229H58ZM83 230H84V228H83ZM63 231H65V230H63ZM70 231V230H69ZM74 231V230H73ZM77 231H75V232H77ZM82 231V230H81ZM71 232V231H70ZM66 233V232H65ZM254 234H255V232H254ZM63 235V234H62ZM80 235H82V234H80ZM66 236H68V235H66ZM76 237V236H75ZM69 238V237H68ZM67 239V238H66ZM75 239V238H74ZM34 240H35V238H34ZM57 241V240H56ZM67 242V241H66ZM72 242V241H71ZM78 243V242H77ZM67 244V243H66ZM76 244V243H75ZM150 244V245H149ZM60 245V244H59ZM147 245H149L148 247H147ZM64 245H62V247H63ZM58 248H60V247H58ZM74 248V247H73ZM178 248V247H177ZM60 250H61V248H60ZM84 251V250H83ZM63 252V254H64V251H62ZM86 252V251H85ZM61 253V252H60ZM61 255V254H60ZM56 256H59V253H58V255H56ZM72 256H74V253L72 254ZM62 257V256H61ZM67 259V258H66ZM66 259H64V261L66 260ZM142 260V262H140ZM51 262V261H50ZM49 262V263H50ZM71 262H74V258H73V260H71L70 261V263ZM69 263V264H70ZM82 264V263H81Z\"/></svg>",
  "mask_w": 264,
  "mask_h": 264
}]
</instances>
